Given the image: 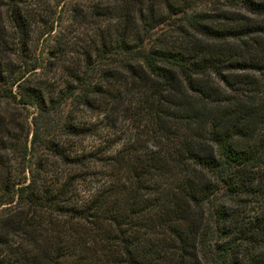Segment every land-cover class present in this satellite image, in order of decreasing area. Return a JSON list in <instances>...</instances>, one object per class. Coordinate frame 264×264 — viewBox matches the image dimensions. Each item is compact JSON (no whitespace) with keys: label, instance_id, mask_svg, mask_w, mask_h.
Masks as SVG:
<instances>
[{"label":"trees","instance_id":"16d2710c","mask_svg":"<svg viewBox=\"0 0 264 264\" xmlns=\"http://www.w3.org/2000/svg\"><path fill=\"white\" fill-rule=\"evenodd\" d=\"M0 264H264V0H0Z\"/></svg>","mask_w":264,"mask_h":264}]
</instances>
